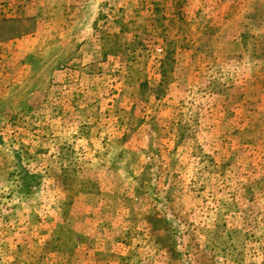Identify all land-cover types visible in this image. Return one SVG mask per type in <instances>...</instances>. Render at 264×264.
<instances>
[{
    "label": "rangeland",
    "instance_id": "374dc122",
    "mask_svg": "<svg viewBox=\"0 0 264 264\" xmlns=\"http://www.w3.org/2000/svg\"><path fill=\"white\" fill-rule=\"evenodd\" d=\"M0 264H264V0H0Z\"/></svg>",
    "mask_w": 264,
    "mask_h": 264
}]
</instances>
